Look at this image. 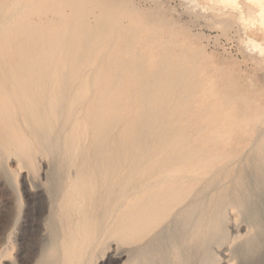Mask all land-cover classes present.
<instances>
[{
    "label": "rangeland",
    "instance_id": "1",
    "mask_svg": "<svg viewBox=\"0 0 264 264\" xmlns=\"http://www.w3.org/2000/svg\"><path fill=\"white\" fill-rule=\"evenodd\" d=\"M15 2L19 7L10 16L0 9V35L21 25L44 32L62 20H68L70 27L72 11L83 5L85 23L109 40L103 50H110L114 60L110 57L107 63V55L96 44L95 51L81 49L82 64L68 62L66 66L80 68L89 78L99 68L110 66V87L125 93L120 122L107 131L104 148H110V164L121 166L135 159L142 140V149L150 153L168 130L183 131L189 141L204 138L206 148L215 145V131H221L226 143L218 153H230V160L210 172L196 187L191 201L164 225L162 230L168 231L174 224L180 229L174 234L166 263L239 264L237 247L255 232V226L244 220L238 194L245 192L251 181L264 179V154L260 152L264 146V52L252 47L255 40L264 47V28L256 20L257 4L251 0H239L237 5L223 0H0V7L9 8ZM55 6L66 16L54 14ZM41 8L48 9L47 14L39 15ZM113 41L118 42L115 45ZM87 83L90 85L91 79ZM148 98L151 107H142ZM136 118L142 120L134 123ZM16 119L34 146V156L32 165L13 156L0 163V264H63L61 258L41 259V255L46 246L55 243L56 234L62 236L63 218L48 194L47 179L74 169L64 157L63 137L68 130L61 133V147L48 152L38 147L23 114L18 113ZM123 121L130 122L129 143L123 152L125 160H119ZM85 136L81 146L89 152L87 161H94L92 131ZM75 159L79 162L82 157ZM36 186L43 188L37 196L31 191ZM189 207V214L181 213ZM213 212L219 213L217 235L224 233L220 240L209 235ZM241 227L246 234H234ZM148 242L130 245L110 236L85 264H117L112 256L120 252L129 257L124 264H146L137 255ZM222 253L228 262L223 261Z\"/></svg>",
    "mask_w": 264,
    "mask_h": 264
},
{
    "label": "bare ground",
    "instance_id": "2",
    "mask_svg": "<svg viewBox=\"0 0 264 264\" xmlns=\"http://www.w3.org/2000/svg\"><path fill=\"white\" fill-rule=\"evenodd\" d=\"M238 1L223 0L236 5ZM252 1L259 7L258 25L264 28V0ZM18 7L15 2L9 8L0 9L3 8L4 16H10ZM47 10L41 8L37 13L45 15ZM52 11L61 17L66 16L60 6H55ZM72 13L70 27L68 20H62L59 25L47 26L44 32L21 25L0 35V163L13 156L27 165L33 164L34 146L17 124L18 113L23 114L38 147L45 151L58 150L61 133L68 130L63 137L64 157L74 169L67 175L56 174L47 179L48 194L55 200L56 209L63 218L62 236L56 234L57 240L45 247L41 259L53 256L61 258L63 264H85L99 245L112 236L130 245L149 241L137 257L143 258L146 264H167L166 258H169L168 253L176 238L174 234L180 229L176 224L171 225L172 228L168 226V231L162 229L183 205L191 201L196 187L205 177L219 164L224 165L230 160V153H218L226 141L220 137L221 131H215L218 134L215 145L206 148L204 138L189 141L183 131L168 130L156 140L150 153L142 149L145 143L142 140L135 151V159L124 161L121 166L110 164V148H104L107 131L120 122L125 93L114 92L110 87V66L99 68L91 78L78 67L66 66L68 62L82 64L79 59L81 49L83 52L95 51L98 45L107 55V63L110 57L112 59L110 50H103L109 40L94 33L85 23L83 5L76 6ZM115 41L116 45L118 41ZM255 41H252V47L264 52L263 45ZM117 45L120 48V44ZM89 79L90 85L87 83ZM134 91L130 93L134 94ZM142 105L149 107L150 99ZM138 120L142 119L136 118L133 122ZM249 121L252 126L254 119ZM123 124L125 127L118 136L122 146L119 160H125L123 152L129 143L127 127L130 122L123 121ZM88 130L92 131L94 161H87L89 152L81 146ZM260 152L264 154V146ZM78 156L82 157L79 162L75 159ZM262 169L264 174V163ZM42 189V186H36L31 191L37 196ZM238 195L244 220L255 226V232L237 247L239 264H264V179L251 181L250 187ZM182 212L189 214L191 209L185 208ZM218 214L213 212L209 217V235L214 240H220L222 234L217 235ZM246 232L242 227L234 230L236 235ZM112 257L117 264H124L129 258L126 252L114 253ZM222 258L228 262L225 253Z\"/></svg>",
    "mask_w": 264,
    "mask_h": 264
}]
</instances>
